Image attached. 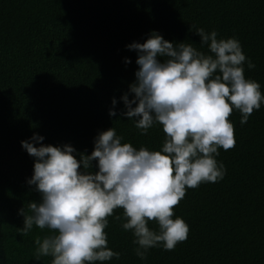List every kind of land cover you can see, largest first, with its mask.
I'll return each mask as SVG.
<instances>
[{"label":"trees","instance_id":"obj_1","mask_svg":"<svg viewBox=\"0 0 264 264\" xmlns=\"http://www.w3.org/2000/svg\"><path fill=\"white\" fill-rule=\"evenodd\" d=\"M196 28L238 39L255 64L252 70L245 64V76L264 94V0H0V264L51 261L34 255V238L51 234L47 229L18 232L19 210L40 199L27 183L34 158L20 142L35 133L45 145L90 154L95 137L114 127L122 143L160 150L159 124L141 135L120 115V98L138 69L137 53L126 45L155 31L207 52ZM113 98L117 115L109 116ZM229 119L235 146L216 157L223 179L187 189L174 209L173 218L189 226L187 239L172 251L150 249L142 261L132 233L109 217L108 247L121 255L104 264H264V104L243 125L238 111Z\"/></svg>","mask_w":264,"mask_h":264},{"label":"clouds","instance_id":"obj_2","mask_svg":"<svg viewBox=\"0 0 264 264\" xmlns=\"http://www.w3.org/2000/svg\"><path fill=\"white\" fill-rule=\"evenodd\" d=\"M195 34L207 52L193 43L167 41L155 31L143 43L126 45L137 53L138 69L120 98L125 109L120 115L132 120L141 135L159 124L164 133L160 150L122 143L114 127L95 137L90 154L69 144L45 145L35 133L20 142L34 158L27 183L40 199L19 210L23 226L18 232L27 236L36 226L51 233L34 238L37 261L51 257L50 264H104L120 259L108 247L109 217L132 233L142 261L150 249L172 251L187 239L189 226L173 218L174 209L187 189L223 179L226 169L216 157L219 149L235 146L233 111L243 125L264 104L260 84L245 76V64L249 70L255 64L239 40L218 38L216 30L203 28ZM111 103L109 116H116L117 100ZM117 209L122 215H115Z\"/></svg>","mask_w":264,"mask_h":264}]
</instances>
